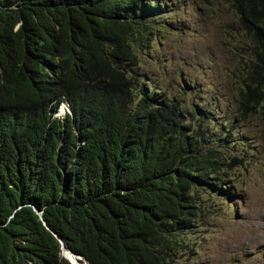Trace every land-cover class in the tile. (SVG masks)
Instances as JSON below:
<instances>
[{
	"label": "trees",
	"instance_id": "obj_1",
	"mask_svg": "<svg viewBox=\"0 0 264 264\" xmlns=\"http://www.w3.org/2000/svg\"><path fill=\"white\" fill-rule=\"evenodd\" d=\"M165 1L0 0V264H69L52 233L89 264L199 250L201 194L225 192L238 142L213 138L218 104L141 72ZM197 1L225 8L233 102L264 127V0ZM61 102L69 113L54 117Z\"/></svg>",
	"mask_w": 264,
	"mask_h": 264
},
{
	"label": "rangeland",
	"instance_id": "obj_2",
	"mask_svg": "<svg viewBox=\"0 0 264 264\" xmlns=\"http://www.w3.org/2000/svg\"><path fill=\"white\" fill-rule=\"evenodd\" d=\"M172 1L159 22L166 30L160 32L155 49L142 56L141 72L158 78L171 96L190 91L186 95L190 103L196 94L200 105L218 104L214 126L226 130L213 138L231 132L238 142L221 183L229 195L201 194L209 212L196 217L191 231L199 250L185 253L180 264H264V127L255 115L241 117L233 102V67L223 52L225 8L219 18L197 0L165 2ZM228 47L239 48L230 42Z\"/></svg>",
	"mask_w": 264,
	"mask_h": 264
},
{
	"label": "clouds",
	"instance_id": "obj_3",
	"mask_svg": "<svg viewBox=\"0 0 264 264\" xmlns=\"http://www.w3.org/2000/svg\"><path fill=\"white\" fill-rule=\"evenodd\" d=\"M174 3V1H172L171 3H166L165 2V4H166V12H165V14H162L163 16H161L160 18H156L155 20H154V27H155V29L156 30H158V35H159V38H160V32H164V30H166V28H164L162 25H159V22H161L162 20H164L165 18H166V15L168 14V11L171 9V6H172V4ZM205 7V6H204ZM206 8V7H205ZM158 42H159V39H158ZM157 46V45H156ZM66 112H68L69 113V106L65 103V102H61L58 106H56L55 108H54V110H53V116L54 117H58V118H62L63 116H64V114L66 113ZM222 183V182H221ZM218 187H219V189H223L224 190V188L223 187H221V184H219L218 185ZM205 194V193H204ZM221 195V194H220ZM223 195H226V196H228L229 195V193L227 192V190H225V192L223 193ZM232 204V203H231ZM28 205H30V204H28ZM233 205V204H232ZM34 210L36 211V213L39 215V216H41V213L39 214V211H37L38 209H36L35 207H34ZM41 212V211H40ZM43 223L46 225V223L43 221ZM46 227H47V225H46ZM193 229V228H192ZM192 229H191V231H192ZM53 234V236L58 240V238L57 237H59L58 235H56L55 233H52ZM62 240V239H61ZM58 242L60 243V241L58 240ZM63 243V242H62ZM64 245V244H63ZM65 246V245H64ZM66 247V246H65ZM68 248V247H67ZM69 249V248H68ZM70 250V249H69ZM71 251V250H70ZM72 252V251H71ZM66 252H64V254H63V251L61 250V243H60V255H61V257L63 258V259H65L69 264H72V262H70L68 259H70V258H68L67 256H66ZM74 254H75V256L79 259V257H82V258H84L82 255H79V254H76V253H74V252H72V255L74 256ZM68 255V254H67ZM85 259V258H84ZM86 260V259H85ZM73 261V260H72ZM87 261V260H86ZM74 262V261H73ZM83 262V261H82ZM88 262V261H87ZM74 264H75V262H74ZM85 264V263H84ZM89 264V263H88Z\"/></svg>",
	"mask_w": 264,
	"mask_h": 264
},
{
	"label": "water",
	"instance_id": "obj_4",
	"mask_svg": "<svg viewBox=\"0 0 264 264\" xmlns=\"http://www.w3.org/2000/svg\"><path fill=\"white\" fill-rule=\"evenodd\" d=\"M37 211H39V210H37ZM41 212L39 211V214H40ZM58 238V240L60 241V243H61V250L63 251V254H64V252H66L67 254H72V252L67 248V247H65L64 245H63V243H62V240H61V238L60 237H57ZM74 256H75V254H74ZM70 262H72V264H74V262L71 260V259H68ZM79 260L80 261H83L85 264H88V262L84 259V258H82V257H79Z\"/></svg>",
	"mask_w": 264,
	"mask_h": 264
}]
</instances>
